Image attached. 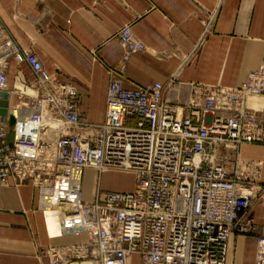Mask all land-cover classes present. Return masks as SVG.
<instances>
[{
	"label": "built area",
	"instance_id": "2783aa9c",
	"mask_svg": "<svg viewBox=\"0 0 264 264\" xmlns=\"http://www.w3.org/2000/svg\"><path fill=\"white\" fill-rule=\"evenodd\" d=\"M117 35L127 52L111 73L105 119L92 124L83 120L75 85L48 72L0 23V62L27 63L35 78L22 84L36 92L31 104L23 96L0 116V183L31 181L54 235H88L85 245L50 247L52 264L90 258L128 264L133 254L141 264H227L230 237L238 234L256 236L255 264H264V219L256 223L250 216L255 201L264 214V183L239 158L242 144H264V108L248 104L264 97V56L240 86L196 84L189 104L179 107L165 96L175 75L167 84L123 86L117 73L145 45L130 25ZM7 83L0 65V90ZM180 109L187 113L180 116ZM221 148L228 151L222 157ZM86 168L95 169L97 183L104 170L132 171L135 188L97 187L88 201Z\"/></svg>",
	"mask_w": 264,
	"mask_h": 264
},
{
	"label": "crops",
	"instance_id": "0c3cea01",
	"mask_svg": "<svg viewBox=\"0 0 264 264\" xmlns=\"http://www.w3.org/2000/svg\"><path fill=\"white\" fill-rule=\"evenodd\" d=\"M0 23L23 48L38 56L48 72H59L60 80L75 85L83 120L92 124L105 119L111 73L127 52L117 35L125 26L132 27L145 48L132 52L116 72L123 86L167 84L175 75L165 96L179 107L189 104L196 84L240 86L264 56V0H0ZM0 65L8 78L9 112L23 96L31 104L36 92L22 84L34 80L31 67L13 57ZM248 104L264 108V97H252ZM186 113L179 110L180 116ZM8 139H13L11 128ZM226 152L221 148V157ZM239 158L242 167L249 166L251 177L264 183V144H242ZM220 161L234 168L233 162ZM110 172L121 170H104L97 183L95 169L84 170L83 178L94 176L93 188L85 192L88 201L97 187L102 189L101 177ZM250 216L256 223L263 221L259 201L253 203ZM51 227L31 181L0 183V264H52L50 247L89 242L86 233L54 235ZM257 248L255 235H232L227 264H255ZM61 264L97 262L90 258ZM128 264H141L139 255H131Z\"/></svg>",
	"mask_w": 264,
	"mask_h": 264
},
{
	"label": "rangeland",
	"instance_id": "374dc122",
	"mask_svg": "<svg viewBox=\"0 0 264 264\" xmlns=\"http://www.w3.org/2000/svg\"><path fill=\"white\" fill-rule=\"evenodd\" d=\"M136 174L132 171L110 172L101 177L102 189H111L114 191H132L136 185ZM94 176L87 175L83 178L84 190L93 188Z\"/></svg>",
	"mask_w": 264,
	"mask_h": 264
},
{
	"label": "water",
	"instance_id": "95a60500",
	"mask_svg": "<svg viewBox=\"0 0 264 264\" xmlns=\"http://www.w3.org/2000/svg\"><path fill=\"white\" fill-rule=\"evenodd\" d=\"M10 92L5 90H0V98L3 99L4 102H0V116L5 117L9 113V99ZM14 123V118H11V124Z\"/></svg>",
	"mask_w": 264,
	"mask_h": 264
},
{
	"label": "bare ground",
	"instance_id": "6f19581e",
	"mask_svg": "<svg viewBox=\"0 0 264 264\" xmlns=\"http://www.w3.org/2000/svg\"><path fill=\"white\" fill-rule=\"evenodd\" d=\"M92 191V190H91ZM50 225L52 226L53 225V222L52 221H50Z\"/></svg>",
	"mask_w": 264,
	"mask_h": 264
}]
</instances>
